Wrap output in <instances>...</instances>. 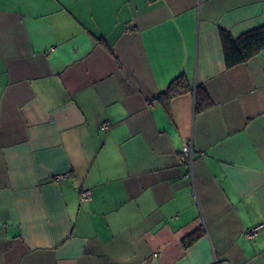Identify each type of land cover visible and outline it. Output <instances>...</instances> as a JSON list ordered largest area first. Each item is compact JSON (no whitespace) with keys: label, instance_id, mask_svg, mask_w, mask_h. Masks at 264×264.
<instances>
[{"label":"crops","instance_id":"crops-1","mask_svg":"<svg viewBox=\"0 0 264 264\" xmlns=\"http://www.w3.org/2000/svg\"><path fill=\"white\" fill-rule=\"evenodd\" d=\"M262 26L264 0H0V264H264V48L222 40Z\"/></svg>","mask_w":264,"mask_h":264},{"label":"trees","instance_id":"trees-1","mask_svg":"<svg viewBox=\"0 0 264 264\" xmlns=\"http://www.w3.org/2000/svg\"><path fill=\"white\" fill-rule=\"evenodd\" d=\"M223 52L224 61L227 67L242 63L252 56L258 54L264 48V26L249 30L240 36H233L228 31H223ZM189 90L188 83L183 76H178L174 79L166 91L159 94V98L166 100L175 95L184 93ZM197 109L201 110L211 104L209 95L198 88L197 94ZM202 232L196 231L186 240L185 244L188 245L196 240Z\"/></svg>","mask_w":264,"mask_h":264},{"label":"built area","instance_id":"built-area-1","mask_svg":"<svg viewBox=\"0 0 264 264\" xmlns=\"http://www.w3.org/2000/svg\"><path fill=\"white\" fill-rule=\"evenodd\" d=\"M108 126V124H103V128H106ZM193 151H194V148L192 146L191 143H187L184 148H183V152H184V155L186 156L187 158V161L191 164L193 162ZM81 197L83 200H90L92 198V191L87 189V190H83L81 192ZM264 225L263 224H260V225H257V226H254L252 228H250L249 230H247L245 232V235L247 238L249 239H252L259 231L260 228H262ZM215 264H221L219 262H216Z\"/></svg>","mask_w":264,"mask_h":264}]
</instances>
